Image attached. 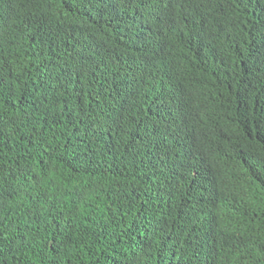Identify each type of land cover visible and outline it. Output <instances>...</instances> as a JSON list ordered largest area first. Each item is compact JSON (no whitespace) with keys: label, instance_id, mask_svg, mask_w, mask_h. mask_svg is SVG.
<instances>
[{"label":"trees","instance_id":"obj_1","mask_svg":"<svg viewBox=\"0 0 264 264\" xmlns=\"http://www.w3.org/2000/svg\"><path fill=\"white\" fill-rule=\"evenodd\" d=\"M0 264H264V0H0Z\"/></svg>","mask_w":264,"mask_h":264}]
</instances>
